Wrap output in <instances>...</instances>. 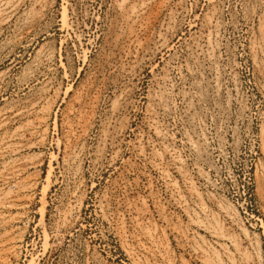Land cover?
<instances>
[{"label": "rangeland", "instance_id": "obj_1", "mask_svg": "<svg viewBox=\"0 0 264 264\" xmlns=\"http://www.w3.org/2000/svg\"><path fill=\"white\" fill-rule=\"evenodd\" d=\"M0 264H264V0H0Z\"/></svg>", "mask_w": 264, "mask_h": 264}]
</instances>
